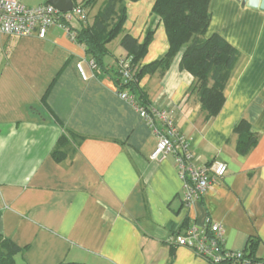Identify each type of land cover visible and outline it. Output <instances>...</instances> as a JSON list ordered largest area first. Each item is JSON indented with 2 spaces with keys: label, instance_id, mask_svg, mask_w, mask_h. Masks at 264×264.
Listing matches in <instances>:
<instances>
[{
  "label": "crops",
  "instance_id": "crops-1",
  "mask_svg": "<svg viewBox=\"0 0 264 264\" xmlns=\"http://www.w3.org/2000/svg\"><path fill=\"white\" fill-rule=\"evenodd\" d=\"M154 4L125 2V33L140 43L153 33L143 66L170 48ZM209 12L206 38L218 35L240 52L221 112L205 118L194 77L180 69L184 51L163 76L139 83L149 108L173 114L198 166L227 165L190 205L174 156L150 160L158 134L119 97L122 35L93 75L86 47L63 28L45 39L0 34V235L21 248L16 264H213L175 245L207 220L221 227L224 250L248 253L256 244L264 264V12L236 0H210ZM241 121L249 129L237 133ZM250 135L257 143L243 153L240 141Z\"/></svg>",
  "mask_w": 264,
  "mask_h": 264
},
{
  "label": "trees",
  "instance_id": "trees-1",
  "mask_svg": "<svg viewBox=\"0 0 264 264\" xmlns=\"http://www.w3.org/2000/svg\"><path fill=\"white\" fill-rule=\"evenodd\" d=\"M73 1L75 7L85 10L92 9L99 0H85L81 6L76 4V0ZM126 1L140 0H107L92 21L87 16V21L80 22V28L74 31L75 40L86 47L90 60L102 69L109 53L108 45L122 35L121 47L126 52L123 59H130L133 76L132 80L125 84L118 69V91L129 92L141 106L149 108L145 94L139 87L141 79L156 72L163 76L174 58L184 51L180 69L194 77L191 91L197 94L205 118L216 117L225 104V88L240 58V52L218 35L206 38L211 23L210 0H154L152 14L163 22L170 48L164 58L147 66H143L142 61L147 54L153 33L149 30L143 43L125 33ZM243 128L249 129L246 122L241 121L235 132L239 133ZM63 140L64 137L61 143ZM256 143L255 135L241 140L242 152H248ZM58 154L60 153L55 151L57 159L60 157ZM256 247L257 245L252 243L248 253H243L244 259L251 264H263L261 259L256 257ZM20 252L19 246L0 235V264H16L15 257ZM221 264H243V260L227 259Z\"/></svg>",
  "mask_w": 264,
  "mask_h": 264
},
{
  "label": "built area",
  "instance_id": "built-area-1",
  "mask_svg": "<svg viewBox=\"0 0 264 264\" xmlns=\"http://www.w3.org/2000/svg\"><path fill=\"white\" fill-rule=\"evenodd\" d=\"M74 19L86 22L85 10L74 6L71 12L62 13L48 3L29 8L23 4V0H0L1 35L45 39L50 29L58 27L63 28L71 40L76 41L74 30L70 27ZM84 64L85 62H79L77 70L80 76L87 80ZM87 64L93 75L99 70L93 60L88 61ZM118 69L123 83L127 84L132 80L130 59L120 60ZM119 97L129 102L149 127L158 134V141L150 160L159 162L169 154L174 156L175 167L183 181L186 205L201 200L208 190L226 175L228 168L225 163L215 162L205 167L195 163V155L187 139L177 130L171 112L145 108L137 102L135 96L126 91L119 92ZM175 245L192 250L199 257L213 264H221L227 259L243 260V264H251L244 259L242 252L224 250L223 231L218 224L211 223L210 220L206 221V226L202 230L193 227L184 233H179L175 237Z\"/></svg>",
  "mask_w": 264,
  "mask_h": 264
},
{
  "label": "water",
  "instance_id": "water-1",
  "mask_svg": "<svg viewBox=\"0 0 264 264\" xmlns=\"http://www.w3.org/2000/svg\"><path fill=\"white\" fill-rule=\"evenodd\" d=\"M243 7L247 6L251 9H259L264 12V0H236ZM47 3L55 7L62 13L71 12L75 6L73 0H47Z\"/></svg>",
  "mask_w": 264,
  "mask_h": 264
},
{
  "label": "rangeland",
  "instance_id": "rangeland-1",
  "mask_svg": "<svg viewBox=\"0 0 264 264\" xmlns=\"http://www.w3.org/2000/svg\"><path fill=\"white\" fill-rule=\"evenodd\" d=\"M44 1V0H43ZM84 1L85 0H76V4L78 5V6H81L83 3H84ZM107 0H99L98 2H97V4L92 8V9H87V12H89L90 13V15H89V18L90 19H92L93 17H94V15L97 13V11H98V9L103 5V3L104 2H106ZM45 3V2H44ZM43 3V4H44ZM23 4L25 5V6H27V7H29V8H31V7H36V6H33L32 4H28V2H25L24 0H23ZM37 6H39V5H37ZM74 21H76V19H74L73 20V22Z\"/></svg>",
  "mask_w": 264,
  "mask_h": 264
}]
</instances>
